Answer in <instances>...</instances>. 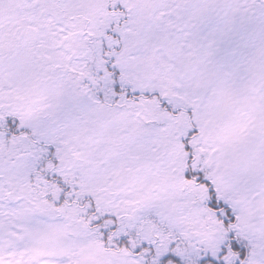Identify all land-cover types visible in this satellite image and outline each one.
I'll return each mask as SVG.
<instances>
[{"label": "snow or ice", "instance_id": "6c2138e0", "mask_svg": "<svg viewBox=\"0 0 264 264\" xmlns=\"http://www.w3.org/2000/svg\"><path fill=\"white\" fill-rule=\"evenodd\" d=\"M0 264H264V0H0Z\"/></svg>", "mask_w": 264, "mask_h": 264}]
</instances>
